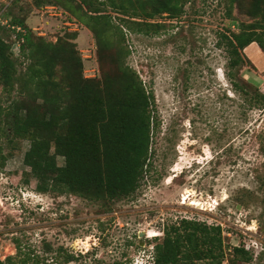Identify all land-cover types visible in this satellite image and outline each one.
Instances as JSON below:
<instances>
[{"label":"rangeland","instance_id":"374dc122","mask_svg":"<svg viewBox=\"0 0 264 264\" xmlns=\"http://www.w3.org/2000/svg\"><path fill=\"white\" fill-rule=\"evenodd\" d=\"M11 2L0 0V38L11 45L13 58L19 31L6 22L18 15L47 42L75 32L83 78L99 77L96 44L81 22L59 7ZM226 4L187 0L178 20H155L166 26L154 36L122 29L129 50L124 63L152 94L158 122L151 170L132 198L104 211L76 196L37 193L33 180L24 183L28 143L0 141V260L15 253L16 239L47 264H63L64 252L75 258L65 264H152L153 238H160L165 224L187 219L218 225L225 248L243 246L251 254V262L235 264L264 263V157L258 145L264 110L245 109L225 76V54L215 43L218 32L235 30ZM106 13L116 24V15ZM231 16L251 22L235 5ZM243 55L252 67L242 68L241 77L264 92L263 53L252 43Z\"/></svg>","mask_w":264,"mask_h":264},{"label":"trees","instance_id":"16d2710c","mask_svg":"<svg viewBox=\"0 0 264 264\" xmlns=\"http://www.w3.org/2000/svg\"><path fill=\"white\" fill-rule=\"evenodd\" d=\"M186 1L32 0L38 8L67 11L92 33L99 69V77L92 79L83 78L75 32L47 42L33 34L23 16H11L8 29L21 32L15 33L17 58L0 38V90L5 95L0 97V141L28 143L23 154L25 184L31 179L37 193L76 196L98 203L104 211L110 203L134 196L152 167V137L158 122L152 94L124 63L129 50L122 29L157 35L166 25L155 20H178ZM226 3V17L235 30L218 32L215 43L225 54V76L245 109L263 111L264 93L240 71L252 67L243 55L247 46L255 43L264 55V0ZM233 5L251 22L232 18ZM106 10L116 15V24ZM258 145L264 157V132L258 135ZM3 158L0 149V166ZM153 241L152 264H222L225 255L228 264L252 260L243 246L225 248L218 225L195 220L165 224L160 238ZM13 243L15 253L0 264H47L16 239ZM59 258L63 264L75 260L68 252Z\"/></svg>","mask_w":264,"mask_h":264},{"label":"built area","instance_id":"2783aa9c","mask_svg":"<svg viewBox=\"0 0 264 264\" xmlns=\"http://www.w3.org/2000/svg\"><path fill=\"white\" fill-rule=\"evenodd\" d=\"M17 30L16 31H20L18 28H16ZM264 93V92H263Z\"/></svg>","mask_w":264,"mask_h":264}]
</instances>
